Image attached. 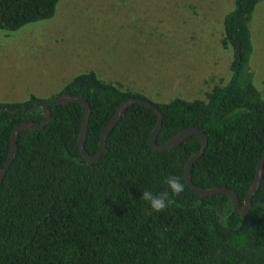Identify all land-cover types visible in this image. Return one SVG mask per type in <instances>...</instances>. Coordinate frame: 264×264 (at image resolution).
Instances as JSON below:
<instances>
[{
	"label": "trees",
	"instance_id": "obj_1",
	"mask_svg": "<svg viewBox=\"0 0 264 264\" xmlns=\"http://www.w3.org/2000/svg\"><path fill=\"white\" fill-rule=\"evenodd\" d=\"M261 1L234 0L223 18L220 45L231 53L227 81L218 79L204 100L152 103L162 117L157 145L186 129L203 131L207 146L193 163L191 181L202 189L231 190L240 207L264 157V97L249 66L250 25ZM57 3L0 0V30L49 20ZM62 95L89 105L84 147L89 156L97 153L124 101L146 100L89 72L47 100L31 96L20 104L0 103L18 109L0 110V170L14 129L43 121L33 106ZM26 106L32 108L24 112ZM49 109L44 128L17 135L15 156L0 184V264H264V165L243 222L227 195L205 197L186 183L185 166L201 148L199 137L174 149H152L148 141L157 118L135 104L112 128L100 159L88 164L78 148L82 106ZM169 176L179 177L185 190L165 211L152 212L143 192L169 191Z\"/></svg>",
	"mask_w": 264,
	"mask_h": 264
},
{
	"label": "rangeland",
	"instance_id": "obj_2",
	"mask_svg": "<svg viewBox=\"0 0 264 264\" xmlns=\"http://www.w3.org/2000/svg\"><path fill=\"white\" fill-rule=\"evenodd\" d=\"M233 9L234 0H58L51 19L0 30V103L47 100L89 72L154 104L204 100L229 79L220 41ZM250 33L249 66L264 97V0Z\"/></svg>",
	"mask_w": 264,
	"mask_h": 264
},
{
	"label": "water",
	"instance_id": "obj_3",
	"mask_svg": "<svg viewBox=\"0 0 264 264\" xmlns=\"http://www.w3.org/2000/svg\"><path fill=\"white\" fill-rule=\"evenodd\" d=\"M69 103H77L80 106H82V108L85 111L84 119H83L81 130H80V135H79V139H78V148H79L80 153L83 156L85 162L88 164L96 162L100 159V157L103 155V153L105 151L106 140H107V137H108L109 133L111 132L112 128L117 123V121L120 119V117L125 113V111L129 107H131L135 104L141 105V106L149 109L157 118L156 126H155L154 130L152 131V133L149 137V141H148V144L151 146L152 149L159 150V151L174 149V148L178 147L179 145H181L182 142H184L185 140H187L188 138H190L192 136L199 137V139L201 141V148H200L199 152L196 155H194L188 161V163L185 166L184 179H185L186 183L196 193H198L199 195L205 196V197H211V196H215V195H219V194L227 195L230 198L232 210L234 212H238L241 215V217L243 218V222H244L245 217L251 208V203H250L251 196L257 191L259 184H260V179H261V175H262V168L264 165V157H262L258 163L257 175H256L255 180H254L253 184L251 185L249 191L245 195V199H244L242 207L239 206V201H238L237 197L235 196V194L227 188L202 189V188L196 187L191 181V168L193 166V163H195L196 160L202 156V154H203V152L207 146V139H206L203 131L196 129V128L186 129V130L182 131L181 133H179L177 136H175L173 139L169 140L167 143H165L161 146H158L156 143V138H157V135L161 129V124H162L161 113L151 102L144 100V99H127L126 101L123 102V104L117 110L115 117L112 119L110 124L105 129V131H104V133L100 139V142H99L98 151L94 156H89L84 151L85 139H86V135H87V125H88L89 115H90V108H89V105L83 99H81L80 97H77V96L62 95L60 97L51 99L49 101L39 103V104H35L33 107L37 108L39 110V115H42L44 117L43 121L40 124L22 123L14 129V131L12 133V137H11V148H10V154H9V157L7 160V164L5 165V167L2 170H0V184L2 182V179H3L7 169L9 168V166L12 163L13 158L15 156L16 139H17V135L19 134V132L21 130H39V129L44 128L50 119V117H49L50 106H52V105H57V106L58 105H66ZM31 108H32L31 106H26L23 108V111L26 112V111L30 110ZM0 110H7L9 112H16L18 109L17 108H10V107H0Z\"/></svg>",
	"mask_w": 264,
	"mask_h": 264
},
{
	"label": "clouds",
	"instance_id": "obj_4",
	"mask_svg": "<svg viewBox=\"0 0 264 264\" xmlns=\"http://www.w3.org/2000/svg\"><path fill=\"white\" fill-rule=\"evenodd\" d=\"M166 184L169 191H165L159 194H154L151 191L143 192L142 199L148 202L152 212L158 213L165 211L173 203L172 197H178L185 190L184 184L177 176L167 177Z\"/></svg>",
	"mask_w": 264,
	"mask_h": 264
}]
</instances>
